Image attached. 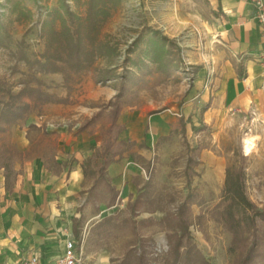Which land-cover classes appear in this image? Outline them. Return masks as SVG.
Masks as SVG:
<instances>
[{
  "label": "rangeland",
  "instance_id": "374dc122",
  "mask_svg": "<svg viewBox=\"0 0 264 264\" xmlns=\"http://www.w3.org/2000/svg\"><path fill=\"white\" fill-rule=\"evenodd\" d=\"M63 1L75 14L86 15V0H0V15L2 22L8 26L11 34L12 49L16 50L17 45L23 42L29 53L40 56L44 50L43 25L49 14L54 9H58ZM217 24L210 0H121L119 6L112 10L111 16L102 25L99 39L105 46L106 53L96 58L91 71L77 76L70 89L65 87V77L61 73L39 77L46 82V90L49 94H51L49 90L52 87L50 83L54 81L47 79L48 75L62 76L63 88L72 93L77 89L76 87L83 77H90L96 87L101 89L105 87L114 89L115 81L96 82L94 71L115 69L116 74H122L125 66L129 65L127 64L129 57L133 59L137 56V53L131 56L130 50L141 33L146 30L158 31L174 44L173 50L177 51L175 58L179 63V69L173 70L170 79L165 78L160 72H155L152 77L147 79L148 89L139 93L138 101L123 110L124 114L135 112L142 116L144 126H146L147 122L156 116V113L152 115L153 112L161 113L171 107L177 108L180 111H176L178 114H183L182 112L186 111L185 105L187 101L191 100L190 90L196 77L193 73L196 65L192 60L200 58L199 64L202 65L199 66L201 68L210 66L207 60L217 50L215 45L219 44L216 41L219 34ZM210 26L213 27V45H211L212 38H209L210 33H208ZM109 51L110 53H107ZM157 53L160 54V52ZM207 72H209V68ZM28 73L29 70L24 63L16 65L8 51L0 49V82H6L14 91H18L22 88L21 82ZM51 95L59 99L56 95ZM63 101L51 104L66 105L69 98ZM106 104H102L100 110ZM199 105V103L194 104L191 116L198 126L203 120H206V128L197 135L190 132L187 134V140L192 147L203 148L201 154L204 155L205 162L201 161V164L203 163L204 166L197 167L196 171L199 173V177L194 178L192 186L205 198L206 203L202 207L193 206L192 208L194 217L204 216L201 224L197 223L191 227L192 238L209 264H234L235 255L229 251L231 235L216 223L209 213L220 201L225 169L220 170L209 166L207 158L213 155L223 157L225 167H227L235 158L246 157L245 172L248 196L261 209H264V128L257 125V121L254 120L255 116L252 117L245 112H231L227 115L215 114L214 116L207 114L204 117L201 113L204 106L199 108ZM148 106L154 108L144 110ZM41 112L42 110L32 114H38L37 123L39 125L30 124L36 126L37 129H31L28 125V135H25L21 129L26 128L25 125L32 115L27 121L18 124L19 128L13 126L8 133L0 136V146L6 144L14 154L12 160L14 166L17 162H22L25 159L44 155L48 159L49 167L54 168L51 155L54 153L55 147L49 134L55 130L68 129L69 124L63 123L62 119L46 118L45 115H41ZM187 114L189 113L187 112ZM93 116L85 120L81 127ZM94 125L95 127L99 126L98 132L101 136V133L109 126V111L104 110L103 117ZM176 125L177 120L171 124L172 128ZM14 127L16 130L13 132ZM149 135V144L153 146L151 144L152 136ZM23 136L29 142V150L26 152L21 151L17 144L13 143V139L23 138ZM247 138H250L254 144L253 150L249 153L245 152L244 147V140ZM133 140L141 142L142 138ZM137 150L135 147L134 152ZM146 154L153 160V184L156 192L164 198L160 205L166 210H173L188 193L184 175L187 160L184 140L179 135L173 136L171 140L160 144L158 148L154 146V151L153 147L148 152L146 150ZM127 156L126 154L125 159L130 160V157ZM134 161L141 165L140 168L137 167L139 173L142 174L140 182H146L147 174L142 168V162L137 159ZM169 197L173 198L175 202H168ZM163 215L161 212H156L153 215L144 213L139 219L152 217L160 220ZM127 216V206L126 208L115 207L107 210L92 223L93 227L87 230L85 237H91V245L110 251L114 257L125 255L126 251L134 244V237L125 222ZM144 235L152 237L154 264H165V256L169 251L166 233L159 227H154L145 230ZM262 249L264 251V247ZM121 259H114L115 264ZM132 264H137L136 258L133 259ZM260 264H264L263 259L260 260Z\"/></svg>",
  "mask_w": 264,
  "mask_h": 264
},
{
  "label": "crops",
  "instance_id": "0c3cea01",
  "mask_svg": "<svg viewBox=\"0 0 264 264\" xmlns=\"http://www.w3.org/2000/svg\"><path fill=\"white\" fill-rule=\"evenodd\" d=\"M210 3L218 22L216 41L219 44L207 60L209 72L207 67L199 66L202 65L200 58L192 60L199 70L190 90L191 100L187 101L186 111L182 113L187 119L194 104L199 103V108L208 106L204 117L245 112L255 116L257 125L264 128V36L255 20V8L244 0H210ZM209 28L213 45V27ZM46 78L54 81L50 83V93L59 99L69 98V102L45 105L41 115L62 119L69 127L49 134L55 147L51 155L54 168L49 167L44 155L17 162L10 190L6 188L4 169L0 168V264H24L33 257L38 258V264H58L69 239L77 242V250L82 254L81 264H115L114 259H121L124 254L114 257L110 251L91 245V237L86 238L85 233L105 211L126 208L136 198L145 182H140L142 174L137 167L141 165L134 159L142 162V168L153 162L147 157L146 150L153 147L154 151L158 139L169 135L171 124L177 120L180 111L171 107L161 113L153 112L156 116L146 126L139 114L122 112L119 121L126 129L120 139L142 138L149 149L136 147L138 154L134 149L131 151L135 157L127 154L128 160L125 154L120 162L109 166L107 178L119 192V197L112 207L100 203L96 212L97 206L89 194L98 176L95 151L101 147L102 138L99 126L81 129V124L99 111L102 104L114 99L116 91L110 87H96L90 77H83L72 93L63 88L62 76L48 75ZM153 108L148 106L144 110ZM38 118V114L29 118L26 128L21 129L25 135H28V125H39ZM193 122L198 126L195 120ZM203 122L206 124V120ZM190 132H193L191 125L187 124V134ZM148 133L152 136L153 146L149 144ZM13 143L23 152L29 150L25 136L13 139ZM208 158L209 166L226 169L223 157L213 155ZM200 159L205 162L203 154ZM101 192L106 194L103 189Z\"/></svg>",
  "mask_w": 264,
  "mask_h": 264
},
{
  "label": "trees",
  "instance_id": "16d2710c",
  "mask_svg": "<svg viewBox=\"0 0 264 264\" xmlns=\"http://www.w3.org/2000/svg\"><path fill=\"white\" fill-rule=\"evenodd\" d=\"M120 2L121 0H86V15L79 16L63 1L58 9L49 14L43 25L44 50L40 56L29 53L23 42L17 45L16 50L12 49L11 34L0 15V49L8 51L16 65L24 63L29 70L18 91H14L6 82H0V136L8 133L13 126L27 121L33 113L40 112L44 105L64 102L47 92V84L39 76L61 73L65 77V87L70 89L77 76L91 71L96 58L106 53V48L99 39L102 25ZM173 49L174 44L160 32L146 30L130 50L131 56L137 53L136 58L129 57V65L125 66L122 74H116L115 69L94 71L96 82L115 81L113 87L117 92L113 100L81 127L86 129L93 126L103 117L104 110L109 111V126L101 133L102 145L95 151L98 176L89 194L91 201L97 206L96 212L99 211L100 203H107L112 207L119 197V192L107 178L109 166L120 162L125 154L135 157L136 154L131 152L135 147L139 150L149 149L145 140L141 143L121 140L120 136L126 126L119 119L126 107H131L138 101L139 93L148 89L147 79L155 72L170 79L173 70L179 69L175 58L177 51L174 52ZM198 70L196 66L193 73L196 75ZM207 109L208 106L203 107L201 113L204 115ZM187 124L191 125L195 134L206 128L203 121L195 126L191 116L186 119L184 114H179L177 125L168 136L158 139L155 148L171 140L173 136L183 138L187 150L184 175L188 193L173 210L164 209L160 205L164 198L156 192L153 184V164L148 162L144 167L147 181L127 207L125 222L134 237V244L117 264H132L135 258L137 264H154L152 237L144 235L145 230L154 227H159L166 233L169 251L165 256V264H209L194 244L191 232V227L201 224L204 218L203 215L194 217L192 208L202 207L206 200L192 186L194 178L199 177L196 169L201 165L203 148L190 145L187 140ZM30 128L37 129L34 125H30ZM9 148L6 144L0 146V168L4 169L6 188L10 190V180L14 174V154ZM245 162L246 157H237L226 167L220 201L209 213L231 235L229 251L235 255L234 264H260V260H264V209L248 196ZM102 189L107 198L101 192ZM168 202L175 201L169 197ZM156 212L164 214L160 220L152 217L139 219L144 213L153 215Z\"/></svg>",
  "mask_w": 264,
  "mask_h": 264
},
{
  "label": "built area",
  "instance_id": "2783aa9c",
  "mask_svg": "<svg viewBox=\"0 0 264 264\" xmlns=\"http://www.w3.org/2000/svg\"><path fill=\"white\" fill-rule=\"evenodd\" d=\"M255 8V20L260 27L264 36V0H244ZM81 245V242H80ZM81 247V246H80ZM82 254L77 250V242L69 239L65 243L64 253L58 259V264H81ZM24 264H38V258L33 257L29 262Z\"/></svg>",
  "mask_w": 264,
  "mask_h": 264
},
{
  "label": "bare ground",
  "instance_id": "6f19581e",
  "mask_svg": "<svg viewBox=\"0 0 264 264\" xmlns=\"http://www.w3.org/2000/svg\"><path fill=\"white\" fill-rule=\"evenodd\" d=\"M244 147H245V152L249 153L254 148L253 141L250 138L245 139L244 140Z\"/></svg>",
  "mask_w": 264,
  "mask_h": 264
}]
</instances>
